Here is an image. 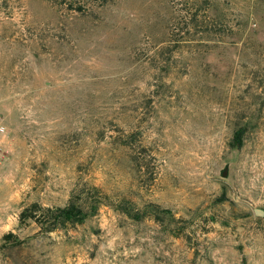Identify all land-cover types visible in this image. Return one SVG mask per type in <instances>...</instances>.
Masks as SVG:
<instances>
[{
	"label": "rangeland",
	"instance_id": "rangeland-1",
	"mask_svg": "<svg viewBox=\"0 0 264 264\" xmlns=\"http://www.w3.org/2000/svg\"><path fill=\"white\" fill-rule=\"evenodd\" d=\"M0 114V264H157L175 244L264 264V0H0ZM92 187L180 234L105 204L49 233L19 222Z\"/></svg>",
	"mask_w": 264,
	"mask_h": 264
},
{
	"label": "trees",
	"instance_id": "trees-1",
	"mask_svg": "<svg viewBox=\"0 0 264 264\" xmlns=\"http://www.w3.org/2000/svg\"><path fill=\"white\" fill-rule=\"evenodd\" d=\"M244 140V129L235 130L230 146L231 148H240ZM88 203L82 204L81 198L71 199L63 207H42L36 203L23 208L19 215V222H34L39 225L40 230L46 233L63 229L68 225L82 224L87 218L94 215L100 205L111 206L115 211L124 213L128 218L134 221H141L146 217H152L161 224L171 234L178 236L181 227L178 219L168 210L163 209L156 204H146L141 209L136 208L131 201L122 199L117 202L111 201L107 195H101L96 187L90 189V198ZM13 235L7 234L3 237V242H11Z\"/></svg>",
	"mask_w": 264,
	"mask_h": 264
},
{
	"label": "crops",
	"instance_id": "crops-1",
	"mask_svg": "<svg viewBox=\"0 0 264 264\" xmlns=\"http://www.w3.org/2000/svg\"><path fill=\"white\" fill-rule=\"evenodd\" d=\"M160 249L164 252L163 255H161L162 259L160 261H155L154 263L190 264L192 262L193 250L187 248L185 244L163 245ZM137 264H139V262Z\"/></svg>",
	"mask_w": 264,
	"mask_h": 264
},
{
	"label": "built area",
	"instance_id": "built-area-1",
	"mask_svg": "<svg viewBox=\"0 0 264 264\" xmlns=\"http://www.w3.org/2000/svg\"><path fill=\"white\" fill-rule=\"evenodd\" d=\"M9 130L4 118L0 114V169L7 159V142Z\"/></svg>",
	"mask_w": 264,
	"mask_h": 264
},
{
	"label": "water",
	"instance_id": "water-1",
	"mask_svg": "<svg viewBox=\"0 0 264 264\" xmlns=\"http://www.w3.org/2000/svg\"><path fill=\"white\" fill-rule=\"evenodd\" d=\"M234 163V158H230L221 165V167L217 171V176L222 181H229L231 178V171ZM254 214L260 217H264V210L255 209Z\"/></svg>",
	"mask_w": 264,
	"mask_h": 264
}]
</instances>
